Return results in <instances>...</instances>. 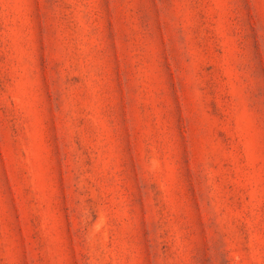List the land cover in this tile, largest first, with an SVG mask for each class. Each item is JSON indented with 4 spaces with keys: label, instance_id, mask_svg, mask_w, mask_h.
I'll list each match as a JSON object with an SVG mask.
<instances>
[{
    "label": "rangeland",
    "instance_id": "obj_1",
    "mask_svg": "<svg viewBox=\"0 0 264 264\" xmlns=\"http://www.w3.org/2000/svg\"><path fill=\"white\" fill-rule=\"evenodd\" d=\"M0 264H264V0H0Z\"/></svg>",
    "mask_w": 264,
    "mask_h": 264
}]
</instances>
